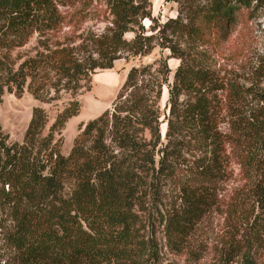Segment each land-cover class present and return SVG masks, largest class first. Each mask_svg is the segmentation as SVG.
<instances>
[{"label":"trees","instance_id":"1","mask_svg":"<svg viewBox=\"0 0 264 264\" xmlns=\"http://www.w3.org/2000/svg\"><path fill=\"white\" fill-rule=\"evenodd\" d=\"M170 1L177 15L157 23L149 0H105L112 27L91 51L57 34L93 0H0V102L25 89L45 103L72 96L46 134L40 105L21 142L0 125V264H264V45L248 38L264 0ZM155 45L169 54L131 66L63 154L54 135L95 70Z\"/></svg>","mask_w":264,"mask_h":264},{"label":"rangeland","instance_id":"2","mask_svg":"<svg viewBox=\"0 0 264 264\" xmlns=\"http://www.w3.org/2000/svg\"><path fill=\"white\" fill-rule=\"evenodd\" d=\"M149 1L151 4L150 8L152 16L157 23H161L167 18L175 17L177 15L176 2L170 0ZM256 14L257 16L252 18L249 22L250 32L248 34L252 47H255L254 50L261 49L264 45V14L260 12H257ZM82 15L84 16L75 14L71 19H66L57 34L59 36L58 41H61L64 44L69 43L71 46L87 45V49L92 51L96 46L97 40H100L104 34H107L110 31V28L112 27V16L109 14V9L105 4V0H93V2L85 8ZM150 23L151 22L148 19L139 20V24L144 28L143 30L146 34L151 33L149 30ZM139 29H141V27ZM240 30V24L234 27L228 42L231 46L236 43L237 46L240 47ZM125 36L130 38L132 33H127ZM36 38L37 34H34L25 45L15 47L11 50V58L14 61H19L20 57L30 54L36 45ZM251 51L253 52V50ZM168 54L169 51L167 49L161 50L158 45H155L151 53L146 56L129 58L128 60L119 58L114 61V66L110 69H96L94 74H103L108 77L113 75L116 76L119 81L112 87L108 88L94 86L93 74L91 89H80L78 91L75 97L81 105L79 113L70 117L66 121L64 128L54 135L55 141H58L57 143L60 151L63 152V154L68 153L73 138L79 132L80 122H86L101 114L105 109L111 108L112 102L131 66L150 63L158 59L160 55L165 56ZM249 55L250 57H253V54ZM178 63L179 61L175 58L168 59V64L172 72ZM172 72L170 80L172 78ZM60 95L61 96L57 100L45 103L34 99L26 89L19 98L13 93L4 91L0 102V125L2 131L8 135V141H22L23 133L29 122L32 107L35 105L43 106L47 112L48 121L43 131V133L46 134L50 125L53 123L56 114L67 105L70 99H72V96L68 92L63 91ZM166 98L167 89L166 87H163L160 105L164 110H166ZM165 127L166 124L162 122L160 125L162 136L164 135ZM231 166L234 170L235 185L239 183V166L234 161H232ZM4 217V214H0V219H4ZM3 251V245L0 244V257L4 254Z\"/></svg>","mask_w":264,"mask_h":264},{"label":"crops","instance_id":"3","mask_svg":"<svg viewBox=\"0 0 264 264\" xmlns=\"http://www.w3.org/2000/svg\"><path fill=\"white\" fill-rule=\"evenodd\" d=\"M118 81L119 79L113 75H110L108 77L107 75H103V74H94L93 76L94 86H99L102 88L112 87Z\"/></svg>","mask_w":264,"mask_h":264}]
</instances>
